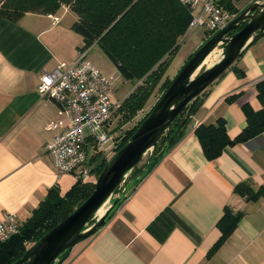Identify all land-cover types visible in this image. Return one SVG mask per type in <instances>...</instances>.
Wrapping results in <instances>:
<instances>
[{
	"label": "crops",
	"instance_id": "0c3cea01",
	"mask_svg": "<svg viewBox=\"0 0 264 264\" xmlns=\"http://www.w3.org/2000/svg\"><path fill=\"white\" fill-rule=\"evenodd\" d=\"M225 9L227 0H216ZM235 6L243 11L241 2ZM256 0H251L249 4ZM202 6L193 11L201 16ZM27 13L17 22L0 19V218L17 214L25 223L59 186L65 195L76 180L58 177L44 146L54 136L47 125L58 107L38 86L45 71L72 64L84 38L68 9ZM202 45V44H201ZM200 45V46H201ZM199 46V47H200ZM264 80V37L209 89L185 138L155 168L150 152L138 175L143 183L95 236L77 244L62 264H264V133L228 146L209 161L195 134L200 125L224 119L235 139L247 126L246 108H263L257 83ZM238 95L233 101L228 97ZM249 186L251 195L237 188ZM226 208L243 217L229 239L210 255L222 233Z\"/></svg>",
	"mask_w": 264,
	"mask_h": 264
},
{
	"label": "trees",
	"instance_id": "16d2710c",
	"mask_svg": "<svg viewBox=\"0 0 264 264\" xmlns=\"http://www.w3.org/2000/svg\"><path fill=\"white\" fill-rule=\"evenodd\" d=\"M238 1L240 0H227L224 7L239 15L242 11L235 6V2ZM64 8L77 17L72 29L84 38V49L98 45L117 67L122 77L135 83V88L123 99L122 107L116 115L114 131L118 132L119 138L117 152L134 135L155 106L133 128L126 130L123 126L145 110L157 89L161 92L159 101L170 87L172 80L166 75L180 50L183 38L191 28L193 10L180 0H0V19L17 22L27 13L50 15L57 14ZM257 88L258 99L263 108L259 111L246 108L247 126L235 139L228 135L226 123L222 118L214 124L200 125L195 129L204 155L209 161L219 158L226 147L245 143L264 133V80L257 83ZM207 92L208 90L176 118L154 148L152 155L156 157L153 159L155 162L153 168L185 138ZM237 96H230L227 100L233 101ZM109 160L100 155L91 159V162H97L92 169V174L96 177L94 181L77 180L63 196L59 186L49 190L30 219L22 224L20 232L0 243V264H16L45 234L84 203L94 193L97 178ZM139 167L140 164L125 180L128 182L126 188H129L127 195L134 193L145 180V177L138 175ZM248 188V185L241 184L237 191L243 196H250ZM263 193L264 190L261 189L252 194L251 199H257ZM125 201L126 197L110 210L98 232L107 225ZM242 217V212L226 208L218 223L222 235L210 255L215 254L229 239ZM70 252L71 250L66 252L58 264L64 263Z\"/></svg>",
	"mask_w": 264,
	"mask_h": 264
},
{
	"label": "water",
	"instance_id": "95a60500",
	"mask_svg": "<svg viewBox=\"0 0 264 264\" xmlns=\"http://www.w3.org/2000/svg\"><path fill=\"white\" fill-rule=\"evenodd\" d=\"M263 37L264 2L256 0L192 55L138 130L108 161L97 178L94 193L16 264H58L66 252L96 234L110 210L129 191L126 188L121 196L115 197L120 185L154 150L176 118ZM220 47V59L196 74L207 57Z\"/></svg>",
	"mask_w": 264,
	"mask_h": 264
},
{
	"label": "built area",
	"instance_id": "2783aa9c",
	"mask_svg": "<svg viewBox=\"0 0 264 264\" xmlns=\"http://www.w3.org/2000/svg\"><path fill=\"white\" fill-rule=\"evenodd\" d=\"M180 1L193 11L202 6V14L194 17L191 28L201 27L206 38L224 29L237 16L216 0ZM48 16L53 25L60 22L56 14ZM87 54L82 51L74 63H59L54 70L45 71L38 86L39 93L58 107V119L46 127L54 136L45 144L44 152L52 158L58 177L70 175L83 182L92 181L94 156L110 158L116 153L119 138L114 131L115 119L123 104V100L112 96V79L88 62ZM125 190L118 188L115 197ZM130 196L126 195V200ZM21 227L17 214L4 213L0 218V243L17 235Z\"/></svg>",
	"mask_w": 264,
	"mask_h": 264
},
{
	"label": "rangeland",
	"instance_id": "374dc122",
	"mask_svg": "<svg viewBox=\"0 0 264 264\" xmlns=\"http://www.w3.org/2000/svg\"><path fill=\"white\" fill-rule=\"evenodd\" d=\"M250 1L251 0H243L241 2L240 7L247 8L250 5L249 4ZM207 41L208 38H206V34L204 33L201 27L190 28L188 33L181 42L180 50L173 59L166 77L170 78L173 81L175 77L178 75V73L181 71V69L185 66L190 56L199 49V46L201 44L203 45ZM220 50L221 47L216 51V56H217L216 60L220 59ZM84 52H88L86 57V60L88 62L94 64L104 75L112 79L113 82L112 96L114 99L123 100L132 92V90L135 88V83L126 81L122 77L117 67L111 62V60L106 56V54L102 51V49L98 45H93L89 48H86L84 49ZM207 65L210 64L208 63ZM204 69H202V71ZM160 95L161 92L159 91V89H157L154 95L152 96V98L149 100L145 110L140 112L133 121L124 125L123 128L126 130L133 128L145 116V114L149 112L153 108V106H155ZM91 150L92 148H90V154H91ZM113 155L114 154H112L109 159H111ZM146 160L147 157L140 163L139 170L145 164ZM92 165L93 166L97 165V162L96 161L92 162ZM95 178L96 177L93 175L92 181H94ZM127 184H128L127 181L123 182L119 187V189H123L124 187L126 188ZM110 205L111 203L108 204V207ZM103 212H101L100 215H102Z\"/></svg>",
	"mask_w": 264,
	"mask_h": 264
},
{
	"label": "bare ground",
	"instance_id": "6f19581e",
	"mask_svg": "<svg viewBox=\"0 0 264 264\" xmlns=\"http://www.w3.org/2000/svg\"><path fill=\"white\" fill-rule=\"evenodd\" d=\"M217 56H216V51L211 53L207 59L205 60V62L203 63V65L201 66V68L197 71L196 74H198L199 72H201L202 69H204L205 67H209L211 65H213L217 60ZM210 64V65H207V64Z\"/></svg>",
	"mask_w": 264,
	"mask_h": 264
}]
</instances>
